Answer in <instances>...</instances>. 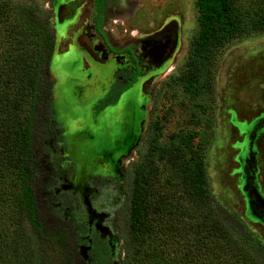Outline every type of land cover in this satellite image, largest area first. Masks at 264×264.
Returning <instances> with one entry per match:
<instances>
[{"label": "trees", "instance_id": "obj_1", "mask_svg": "<svg viewBox=\"0 0 264 264\" xmlns=\"http://www.w3.org/2000/svg\"><path fill=\"white\" fill-rule=\"evenodd\" d=\"M194 7L186 61L163 83L179 87L190 115L167 134L164 117L151 120L139 138V160L116 186L122 205L108 212L120 244L113 250L66 187L63 128L53 113L51 11L0 0V264H264V245L212 194L205 163L219 55L235 40L264 34V0H195ZM103 8L97 0L99 30Z\"/></svg>", "mask_w": 264, "mask_h": 264}, {"label": "rangeland", "instance_id": "obj_2", "mask_svg": "<svg viewBox=\"0 0 264 264\" xmlns=\"http://www.w3.org/2000/svg\"><path fill=\"white\" fill-rule=\"evenodd\" d=\"M26 1L51 11L53 113L63 128L66 187L79 196L89 224L102 231L115 250L120 244L104 222L108 212L122 205L123 193L116 186H123L121 174L139 160V138L151 120L164 117L167 134L185 127L190 115L181 104L179 87L163 83L186 61L197 31L195 0H107L103 29L115 49L147 45L167 29L174 47L165 65L143 71L131 88L106 105L111 85L77 45L85 32L92 49L101 51L87 32L93 0ZM117 62L127 66L124 58ZM205 163L216 200L264 245V34L235 40L219 55L213 138ZM97 178L108 180H93Z\"/></svg>", "mask_w": 264, "mask_h": 264}, {"label": "flooded vegetation", "instance_id": "obj_3", "mask_svg": "<svg viewBox=\"0 0 264 264\" xmlns=\"http://www.w3.org/2000/svg\"><path fill=\"white\" fill-rule=\"evenodd\" d=\"M107 9V0H104L100 22L101 28L99 30L97 25V0H93L92 13L88 24L89 28L87 32L98 40L101 51L92 49L85 32L78 36L77 45H79V51L84 55L85 59L90 63L100 66L97 68L99 77L107 81V84H110L112 89L131 82L136 75L135 82L131 85L132 87L143 71H149L151 68L166 64V60L174 47V40L171 36L167 35V31L169 30L167 29L156 38L150 39L147 45L140 42L135 48L127 46L120 50L115 49L108 41L103 29ZM119 58H124L127 66L119 67L120 63H115ZM107 219L104 223H107Z\"/></svg>", "mask_w": 264, "mask_h": 264}, {"label": "bare ground", "instance_id": "obj_4", "mask_svg": "<svg viewBox=\"0 0 264 264\" xmlns=\"http://www.w3.org/2000/svg\"><path fill=\"white\" fill-rule=\"evenodd\" d=\"M57 38V37H56Z\"/></svg>", "mask_w": 264, "mask_h": 264}]
</instances>
